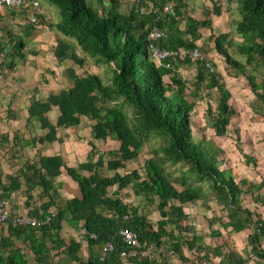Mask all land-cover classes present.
Listing matches in <instances>:
<instances>
[{
	"label": "trees",
	"instance_id": "obj_1",
	"mask_svg": "<svg viewBox=\"0 0 264 264\" xmlns=\"http://www.w3.org/2000/svg\"><path fill=\"white\" fill-rule=\"evenodd\" d=\"M26 1L40 3V21H31L28 6L11 13H26L30 25L26 32L9 30L7 42L0 40V66L9 61L6 66L15 70L18 60L27 58L28 38L34 25L47 20L42 7L47 5L59 16L49 27L59 35L54 57L60 62L72 61L80 68L90 57L108 69L104 78L99 73L80 74L69 67L68 88L29 103L25 127L32 133L36 129L43 133H31L32 146H61L65 143L61 130L78 131L84 118L92 122L90 139L86 155L76 163L58 149L48 155L39 154L17 174L7 175L6 181L0 178L2 199L11 200L12 194L23 191L32 215L49 219L39 227L14 226L13 237L23 242L1 239L0 264H162L154 258H124L122 254L130 250L119 235L124 229L138 234L144 250L169 249L183 264H250L251 256L264 264V180H238L235 168L223 157V149L211 139L195 138L192 128L195 98L204 89L216 91V108L209 107L207 117L215 136L225 137L238 116L230 104L231 92L219 74L209 71L205 61L169 60V66L159 65L149 52L148 35L154 26L167 33L159 43L161 47L193 49L202 39L199 29L211 30V21L191 16L180 20V7L185 8L188 0H134L138 14L119 12L120 0H110L108 7L103 6L104 0ZM231 1L240 15L235 32L241 43L234 42L227 33L210 34V38L226 63L247 79L255 97L250 108L264 122V75L260 81L257 75L264 71V0ZM165 4H172L175 14L156 20L157 15L146 12L150 5L161 8ZM218 5L222 8L221 3H215L213 14L220 17L224 13ZM8 14L0 10V26ZM183 21L185 27L181 30ZM232 44L245 62L229 53L227 45ZM181 63L199 65L195 89L189 94L186 82L174 71ZM166 77L175 88L166 83ZM98 141L103 145L115 142L118 149L103 152L95 144ZM145 148L150 158H144L143 174L137 169L129 171V165L140 160ZM63 175L77 186L74 190L61 182L70 194L66 199L57 187ZM125 190H131L140 202L126 203L119 197ZM198 201L204 205L214 201L225 209L227 221L221 222L224 229L233 233L254 230L247 242L251 256L245 257L226 240L214 245L204 242L205 237L198 234L185 212L187 204ZM150 204L157 205V223L144 211ZM65 223L78 232L80 240L65 234ZM80 229H85L86 235ZM221 236L219 229L210 234L214 239ZM108 242L114 250L101 260L102 248Z\"/></svg>",
	"mask_w": 264,
	"mask_h": 264
},
{
	"label": "rangeland",
	"instance_id": "obj_2",
	"mask_svg": "<svg viewBox=\"0 0 264 264\" xmlns=\"http://www.w3.org/2000/svg\"><path fill=\"white\" fill-rule=\"evenodd\" d=\"M215 3L222 4V8L221 5H218L224 13L220 17L213 14ZM177 4L179 5L178 2ZM109 5H111V1L104 0L103 6L108 7ZM117 7L119 12L123 14H130L132 12L138 14L139 12L134 0H120ZM48 8L49 16H47V20H44L45 22H42L39 26L34 25L35 29L31 31V35L28 38L29 44L26 48L27 58L25 60L19 59L20 64H18L15 70L6 66L9 61L0 66V72L4 78L0 91V178L3 181H6L5 177L7 175L17 174L19 169L26 163L35 161L41 153H55L56 150L61 149L65 158L75 163L80 161L87 153L86 145L90 139L89 128L92 122L86 118L83 119L78 131L61 130L65 138V143L61 146H32V131L30 132L25 127L27 107L31 101L36 98L44 99L51 93H58L70 86L71 83L68 80L67 74L69 67L75 68L80 74L99 73L104 78L108 69L104 64H98L90 57H87L83 68H80L72 61L60 62L54 57L53 47L58 35L56 32H52L49 27L50 22L56 20V15L51 6ZM180 11L182 13L179 16L180 20L182 16H191L199 21L206 19L211 21V30L199 29L202 39L197 42V45L207 60L213 63L214 72L219 74L220 81L231 92L230 104L238 113V116L234 119L236 124L229 128L228 134L222 138L216 137L214 130L210 128L207 113L209 107L215 110L218 95L216 91L208 92L206 89L202 90L195 98L196 107L192 114L194 136L197 139L204 137L211 139L219 145L224 151V159L235 168L237 177L239 176L238 180L247 178L249 181L254 182L263 181L264 122L259 116L254 115L250 108L255 97L250 91L245 76L235 71L226 63L225 59L217 53L214 41L210 38V34L218 36L221 33H227L234 42L241 43V39L235 32L236 23L240 19L237 5L231 0H188L187 6L185 8L180 7ZM8 16L11 20L8 21L7 19L0 26V40L5 39L6 42L9 30L22 32L23 28H27L30 25L26 13H21L18 16L8 14ZM30 17L31 14H29ZM184 27L185 23L183 21L180 25L181 30ZM227 47L233 58L240 62H245V57L238 54L234 44L232 46L227 45ZM78 50L80 51V55L84 56L79 47ZM198 68L199 65L197 63H181L174 68V71L186 82L187 94L193 92L195 89ZM250 69V66H248L249 71ZM257 75L260 81L264 75V71L258 72ZM166 83L174 87L169 77H166ZM8 107L11 108L8 110ZM32 134L40 136L43 133L39 129H36ZM95 144L103 152L118 149V145L115 142L103 145L98 141ZM144 158H150L147 148L142 151L140 160L129 165L128 170L137 169L143 174ZM248 158L250 161H246ZM203 186L205 190L208 189L206 183ZM57 187L61 190L62 198L66 199L70 197V194L66 193L67 191L61 181L57 182ZM23 193L22 191L14 194L12 201L14 200L17 206H21L18 203L21 202L22 204L23 198H25ZM34 197L36 198V194ZM119 197L124 199L128 204L135 205L140 202L130 190L121 191ZM156 206V204L145 205L144 210L148 219L152 220L153 223H157L160 218ZM53 212H55V209H53ZM185 212L190 216V222H192L198 234L205 237L204 242L214 245L216 241L223 242L226 240L234 243L236 250L245 257L251 256L250 247H248L247 242L248 235L254 230L250 228L242 233H233L224 229L221 222L227 221L225 218L226 211L221 206H218L217 203L212 201L204 205L202 201H198L187 204ZM72 229L71 226L65 223V234H70ZM217 229L222 233L221 239L211 238L210 234L212 230ZM75 234H78V232H75ZM149 253L162 264L164 263L163 261L169 264H183L178 256L171 255L169 249L153 247L150 248ZM186 256L190 257V254L187 253ZM190 258L194 259L193 257ZM217 262L218 260H216ZM201 264L209 263L202 261ZM250 264L263 263H260L256 257L251 256Z\"/></svg>",
	"mask_w": 264,
	"mask_h": 264
},
{
	"label": "built area",
	"instance_id": "obj_3",
	"mask_svg": "<svg viewBox=\"0 0 264 264\" xmlns=\"http://www.w3.org/2000/svg\"><path fill=\"white\" fill-rule=\"evenodd\" d=\"M137 1V0H136ZM30 5V6H29ZM30 8L31 21L33 23H38L40 21V3L35 2H27L26 0H0V10L7 11L11 13H18L25 7ZM146 12H152L157 15V19L161 18L163 15L167 14H175L174 8L170 4H165L161 8H156L154 5H150ZM149 38V52L151 55V59L154 60L159 65L166 64L167 61L171 60L172 62H177L179 60L191 59L193 61L202 60L206 62V67L210 72H214V65L212 62H209L207 58L204 56L202 51L197 47L193 49L180 48L177 50L174 49H166L159 45L162 40L167 38V33L165 30L160 29L158 26H154L148 35ZM169 66V64H166ZM3 75L0 72V90L3 85ZM8 222H12L14 226L18 227H39L41 225L47 224L49 219L39 220L37 218H33L30 216H22V215H14L11 211L10 201L8 199H0V232L3 227L8 224ZM86 230L82 229L81 234L86 235ZM122 241L130 248L128 252H124L122 256L124 258L131 257H141V258H153L147 250L142 248V244L139 240V236L136 232L131 230H121L119 233ZM90 237L92 239H96L94 234H91ZM114 250V246L112 243L108 242L102 248L101 252V260L105 259L109 252Z\"/></svg>",
	"mask_w": 264,
	"mask_h": 264
},
{
	"label": "crops",
	"instance_id": "obj_4",
	"mask_svg": "<svg viewBox=\"0 0 264 264\" xmlns=\"http://www.w3.org/2000/svg\"><path fill=\"white\" fill-rule=\"evenodd\" d=\"M42 7H43V10H44V16H43V18L44 19H46L47 18V16H49V6H47V5H42ZM54 12H55V15H56V20L55 21H57V19H58V14L56 13V11L54 10ZM10 15V14H9ZM50 18H52V17H50ZM8 19V21H10L11 20V18L9 17V16H7L6 15V17L5 18H3V20L4 21H6ZM24 30L22 31V32H24L25 30H27L26 28H23ZM58 35V34H57ZM59 36V35H58ZM57 36V37H58ZM56 37V38H57ZM58 39V38H57ZM53 51H54V47H53ZM43 155H48V154H51V153H48V154H44V153H42ZM59 181H61V182H66L71 188H73L74 190L77 188V186H76V184L74 183V182H72L66 175H63L60 179H59ZM65 187V186H64ZM131 191V190H130ZM132 192V191H131ZM2 192H0V194H1ZM133 193V192H132ZM15 194V193H14ZM14 194H12V197H11V200H9L10 201V207H11V211L14 213V215H22V216H30V217H33V218H37V219H39L38 217H36V216H33L32 215V213H31V210L29 209V208H27V206H26V197L25 198H23V202H22V204H21V202H19L18 203V205H21V206H17V203L16 202H14V200L12 201V199H13V197H14ZM134 195V194H133ZM0 199H2L1 197H0ZM6 199V198H5ZM31 203V205L33 204L32 202H30ZM39 220H41V219H39ZM10 223V224H9ZM6 226H4L3 227V229H2V231L0 232V250H1V243H2V241H1V239H5V241H17L16 240V238L15 237H13L14 235L12 234V231L14 230L13 228H14V224H12V222H9ZM75 232H77L76 230H74V229H72V232L70 233V234H72V236H75L78 240H80L79 239V237L75 234ZM80 232H81V229H80ZM17 242H23V240L22 241H17ZM263 242H264V239H263ZM264 246V245H263ZM125 264H128V263H125Z\"/></svg>",
	"mask_w": 264,
	"mask_h": 264
}]
</instances>
